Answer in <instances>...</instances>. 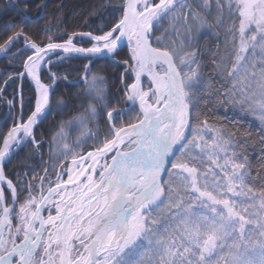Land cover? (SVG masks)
I'll list each match as a JSON object with an SVG mask.
<instances>
[{
	"label": "snow or ice",
	"instance_id": "obj_1",
	"mask_svg": "<svg viewBox=\"0 0 264 264\" xmlns=\"http://www.w3.org/2000/svg\"><path fill=\"white\" fill-rule=\"evenodd\" d=\"M213 3L217 15L210 24ZM198 7L204 11L189 0H123L122 16L102 34L72 32L62 39L60 32L45 41L21 27L0 43V53H7L22 39L13 57L30 53L5 84L29 79L35 86L34 110L23 119L21 91V117L0 137V264H264V165L253 175L237 133L200 118L207 95L205 105L216 96L218 106L256 115L264 125V0H199ZM190 21L225 36L207 74L192 46ZM44 31L52 33L51 23ZM77 38L91 46H78ZM125 38L131 60L123 62L125 72L135 75L125 89L127 106L108 109L105 103L103 127L91 103L61 122L53 137V143L65 141L53 153L59 159L55 179L48 168L38 185L35 174L27 186L19 175L10 179L4 164L29 143L39 150L34 127L53 110V85L67 81L52 65L73 56L88 59L83 94L102 101L96 84L103 77L89 80L87 74L97 59L119 65ZM46 68L51 84L42 79ZM215 78L220 89H214ZM7 103L11 112L14 101ZM74 124L84 131L69 144L65 128ZM45 206L47 218L41 215Z\"/></svg>",
	"mask_w": 264,
	"mask_h": 264
},
{
	"label": "trees",
	"instance_id": "obj_2",
	"mask_svg": "<svg viewBox=\"0 0 264 264\" xmlns=\"http://www.w3.org/2000/svg\"><path fill=\"white\" fill-rule=\"evenodd\" d=\"M189 3L196 11H204L198 7L199 0H189ZM122 4L123 0H0V43H3L8 35L21 27L33 39H43L45 41L49 34H59L60 32L64 33L62 39H67V35L72 32H91L94 35H99L102 34V31H107L122 16ZM216 15L213 3V11L211 15L206 17L208 23L214 24ZM9 22L12 23V27H6ZM46 23H51L52 33L44 31ZM190 23L192 25L191 42L194 47H198L199 59L204 66L203 71L207 74L211 70V57L216 51L217 45L223 51L225 36L222 29H201L197 22L190 21ZM101 25L106 27L102 28ZM214 32H219V37L214 35ZM57 42H62V40ZM74 43L81 47H89L92 42L87 38H77ZM21 45H23L22 39L14 44L6 54L0 56V89H3L2 94H0L2 95V99H0V137L8 131L20 115L18 85L19 81H22L13 79L5 84V80L9 76H15L22 70L23 60L21 57H26L28 53L21 52L19 56L13 57V53ZM126 50V47H123L116 57L120 61L119 65L107 59H97L92 63L93 73L100 74L107 82L105 102L98 105L101 116L97 117V122L100 126L102 124L104 126L107 110L114 108L116 103L114 98L121 97L122 85H130L133 82L131 72H125L126 65L123 63L125 60L129 61ZM53 58H56V56H53ZM88 61V59L80 57L64 59L53 64L51 71L55 72L57 76H66L67 80H73L76 76L80 77L84 71V65ZM48 76L49 72L45 69L42 73V79L51 83ZM21 84L24 99L23 119L26 120L34 107L35 88L28 79L23 80ZM213 85L214 89L222 87L219 78L213 80ZM80 89V83H66L62 80L57 82L51 96L53 110L35 129L36 140L42 141L39 150L37 151L35 146L29 143L14 153L4 164L6 174L14 182L19 175L25 186H27L29 180L35 174L37 179L34 184L38 185L39 176L44 175L45 168L49 169L48 175L50 177H55L53 168L59 166V161L54 160L51 156L52 147L49 135L59 120L79 113V108H82V106L78 107V105L89 100V96L83 94L84 91L78 94V91L82 90ZM207 99L208 97L205 95L200 103L201 120L208 119L209 123L215 126L223 127L228 132L237 133L239 143L243 145L242 151L247 155L252 166V174L256 175V170L264 165V143H261V137H264V125L261 124L256 115L241 112L238 108L218 106L215 104V100L218 99L216 96H213L211 101L205 105L204 100ZM8 100L14 101L11 112L7 103ZM60 100H64L65 105L60 112H56L57 109L55 108ZM105 103L108 105V109L104 108ZM218 121L219 124H217ZM91 144L92 142H88L84 146ZM0 146H2V140H0ZM238 151H241V149H238ZM27 195V191L21 193L20 201L22 202Z\"/></svg>",
	"mask_w": 264,
	"mask_h": 264
},
{
	"label": "rangeland",
	"instance_id": "obj_3",
	"mask_svg": "<svg viewBox=\"0 0 264 264\" xmlns=\"http://www.w3.org/2000/svg\"><path fill=\"white\" fill-rule=\"evenodd\" d=\"M177 10H179V9H177ZM195 22V21H194ZM181 31L182 32H184V29L182 28L181 29ZM192 33V32H191ZM186 43H187V41H186ZM91 46V45H90ZM89 46V47H90ZM154 46V45H153ZM192 46L194 47V44H192ZM123 47H126V55L128 54V57H129V63H131L130 61V51H129V46H128V44H125ZM122 47V48H123ZM197 47V46H196ZM121 48V49H122ZM120 49V50H121ZM187 50H189V51H191V48H189V49H187ZM6 54V53H5ZM30 53H28V55H29ZM56 56H59V55H57L56 54ZM52 59H56V58H53V57H51ZM89 62V61H88ZM93 63V62H92ZM88 64V63H87ZM47 69V68H46ZM186 71V70H185ZM94 72V70H92V68H91V71L87 74V77H88V79L90 80L91 79V77H92V75L93 74H96V73H93ZM131 72V71H130ZM96 75H99V76H101L100 74H96ZM131 75H132V77H133V82L132 83H134V81H135V75H134V73H132L131 72ZM85 76V73H84V71H83V73L80 75V77L79 76H76L75 78H77V79H73V80H67L66 81V83H69V81H76V80H80V86H81V91H78V94H81V92L82 91H84L86 88H87V85L84 83V80H83V77ZM59 77H65V76H59ZM102 77V76H101ZM62 81H65V80H63V79H61ZM44 82H46L45 80H43ZM60 81V80H59ZM106 80H105V78L103 77V80L102 81H98L97 82V84H96V88H98V89H100L101 90V92H102V94H103V100L102 101H98L97 99H95L94 98V96H89V100L88 101H85V102H83V104H79L78 105V107L79 106H82V108H79L80 109V111H79V113H76L75 115H70V116H68L67 118H65V119H62V120H59L58 121V123L57 124H55L54 125V127H53V131H51V133H50V143H51V147H52V151H51V156H52V158L54 159V160H58L59 161V159H57L56 158V156L55 155H53V153H55L56 151H58V149H59V146L60 145H62L65 141H63V140H60V139H58L57 140V142L56 143H53V137L59 132V130H60V125H61V122L62 121H67L68 119H70L71 117H73V116H76V115H79V114H81V113H83V112H85L86 111V109H87V107H88V104H89V102H91V104H94L95 106H96V108H97V111H98V105L99 104H103L104 102H105V96H106V93H107V86H106V83L107 82H105ZM142 85L145 87V89H147V87H149L150 86V84H151V81H150V79H149V77H148V75H147V73H144L143 75H142ZM22 82H20L19 81V85H18V98H19V100H21V91H22V88H21V84ZM46 83H48V82H46ZM51 83H52V81H51ZM51 83H48V84H51ZM132 83H130V84H132ZM57 84V83H56ZM56 84H54L53 85V88H52V91H51V96H52V92H53V89H54V87H55V85ZM78 84V83H77ZM33 85V84H32ZM123 86V92H122V94H121V97H119V98H114L115 99V106H114V108H124V107H126L127 106V104H126V96H125V89H126V87H127V85H122ZM79 87V86H78ZM35 88V87H34ZM84 89V90H83ZM13 100H14V98H13ZM60 101H63L64 102V100H60ZM88 102V103H87ZM35 103V102H34ZM64 103H63V105L61 106V108H58L57 106H56V108L55 109H57V110H55L56 112H60L63 108H64ZM83 107H85V108H83ZM103 107V106H102ZM101 107V108H102ZM33 109H34V107H33ZM33 109H32V111H33ZM31 111V112H32ZM137 111H138V106H137ZM99 112V111H98ZM50 113V112H49ZM48 113V114H49ZM19 117H18V119L16 120V121H18L19 120V118L21 117V104L19 103ZM31 114V113H30ZM29 114V115H30ZM132 115H134V114H132ZM27 120V119H26ZM125 120H127V115H126V117H125ZM39 124V123H38ZM37 124V125H38ZM37 125H36V127H37ZM36 127H35V129H36ZM87 127L88 128H93L94 127V125H93V123H91V122H88L87 123ZM101 127H103V124L101 125ZM35 129H34V133H35ZM65 131H66V133H67V141L66 142H68L69 144H75V141H76V138L78 137V136H80V134H81V132L82 131H84V129H82L78 124H74V125H72L71 127H66L65 128ZM88 142H91L90 140L88 141ZM91 147V145H88V146H84V148L85 149H87V148H90ZM16 153V152H15ZM62 158V157H61ZM109 160H110V157H109ZM67 165H65V167H66ZM170 167V166H169ZM53 179H55V177L53 178ZM64 179H67V176L65 175L64 176ZM5 187H6V185H5ZM38 189V188H37ZM39 190V189H38ZM37 190V191H38ZM54 199H56L55 197H54ZM43 214H44V217L45 218H47V216H48V214H49V210H48V207L47 206H45L44 207V212H43ZM52 214L54 215L55 214V209H54V207L52 208Z\"/></svg>",
	"mask_w": 264,
	"mask_h": 264
},
{
	"label": "water",
	"instance_id": "obj_4",
	"mask_svg": "<svg viewBox=\"0 0 264 264\" xmlns=\"http://www.w3.org/2000/svg\"><path fill=\"white\" fill-rule=\"evenodd\" d=\"M125 44H128V41H127V39L125 38V40L123 41V44H122V47L125 45ZM121 47V48H122ZM5 53H0V56H2V55H4ZM57 55H60L61 53L59 52V50L57 51V53H56ZM73 57H80V58H84V57H82V56H73ZM89 63V62H88ZM28 81L30 82V80L28 79ZM44 82V81H43ZM31 83V82H30ZM44 83H46V82H44ZM32 84V83H31ZM48 84V83H47ZM33 86H34V84H33ZM35 87V86H34ZM51 91H52V89L50 90V98H51ZM34 110V109H33ZM36 127V126H35ZM35 127H34V129H35ZM8 161V160H7ZM41 215L43 216V208H42V210H41Z\"/></svg>",
	"mask_w": 264,
	"mask_h": 264
},
{
	"label": "bare ground",
	"instance_id": "obj_5",
	"mask_svg": "<svg viewBox=\"0 0 264 264\" xmlns=\"http://www.w3.org/2000/svg\"><path fill=\"white\" fill-rule=\"evenodd\" d=\"M143 75V74H142Z\"/></svg>",
	"mask_w": 264,
	"mask_h": 264
}]
</instances>
